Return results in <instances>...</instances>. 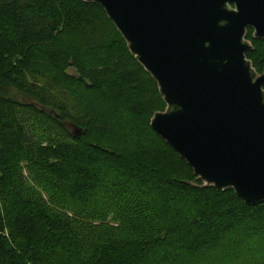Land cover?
Here are the masks:
<instances>
[{
    "label": "trees",
    "instance_id": "1",
    "mask_svg": "<svg viewBox=\"0 0 264 264\" xmlns=\"http://www.w3.org/2000/svg\"><path fill=\"white\" fill-rule=\"evenodd\" d=\"M165 108L99 5L0 0V264H263L264 204L201 188L150 126ZM111 215L112 230L82 226Z\"/></svg>",
    "mask_w": 264,
    "mask_h": 264
},
{
    "label": "water",
    "instance_id": "2",
    "mask_svg": "<svg viewBox=\"0 0 264 264\" xmlns=\"http://www.w3.org/2000/svg\"><path fill=\"white\" fill-rule=\"evenodd\" d=\"M81 1L104 9L157 83L166 108L150 126L201 188L264 204V73L247 58L248 30L264 40V0Z\"/></svg>",
    "mask_w": 264,
    "mask_h": 264
},
{
    "label": "rangeland",
    "instance_id": "3",
    "mask_svg": "<svg viewBox=\"0 0 264 264\" xmlns=\"http://www.w3.org/2000/svg\"><path fill=\"white\" fill-rule=\"evenodd\" d=\"M96 102H98L100 104L101 110L107 111L106 110L107 106L101 104V102H99V99H97ZM43 125H40V129L41 130H42V128L47 127L46 125H44V126ZM48 135H50V131H45V129H44V131L42 130V133H41L40 136L46 138ZM51 135H56V133L51 132ZM110 135L112 137H118L117 134H113L112 133ZM23 174H24V176H25L26 179H29V174H28L27 170H24ZM27 181L30 184H32L31 186L33 187V189L38 192V193L37 192L36 193L37 194H40L42 196V198L45 201V203L49 207H51L52 210H54L57 213L63 214V215L67 216L70 219H74L75 214H76L75 211H73V210H71L69 208H61L58 204L54 203V201L51 198H49L50 197V194L47 193V191H48V188L47 187H44L43 188L41 186H38L35 182L33 183L32 180H30V179L27 180ZM26 184H25L26 185L25 187L27 189H29L28 183H26ZM51 195H52V193H51ZM85 222L86 223L83 222L84 224H82V226H84V228L87 229V232L86 233H88V234L89 233H94V232H102V229L104 228L103 226L107 227V230H112V229H114V228H116V227L119 226L118 222H115L113 220V216L112 215L107 218V220L105 222V225L101 221H97V220H89V221H85ZM82 226H79L78 225V228L80 229ZM104 229H106V228H104ZM249 264H251V262H249ZM258 264H262V263H258Z\"/></svg>",
    "mask_w": 264,
    "mask_h": 264
}]
</instances>
